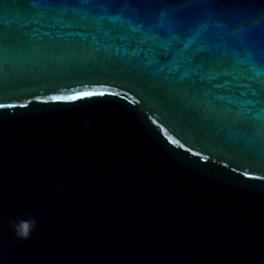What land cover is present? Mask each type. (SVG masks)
<instances>
[{"label":"water","instance_id":"water-1","mask_svg":"<svg viewBox=\"0 0 264 264\" xmlns=\"http://www.w3.org/2000/svg\"><path fill=\"white\" fill-rule=\"evenodd\" d=\"M259 7L90 0L74 19L53 13L43 38L5 40L0 94L28 107L0 109V264H264V120L241 127L245 98L229 111L189 87L179 50L150 63L126 29L96 23L107 8L232 26ZM253 43L259 50L258 31ZM201 46L226 53L220 40ZM242 64L225 68L241 85ZM95 81L112 95L49 99ZM161 125L184 147L161 131L167 146ZM29 218L35 229L17 238L10 221Z\"/></svg>","mask_w":264,"mask_h":264},{"label":"snow or ice","instance_id":"snow-or-ice-1","mask_svg":"<svg viewBox=\"0 0 264 264\" xmlns=\"http://www.w3.org/2000/svg\"><path fill=\"white\" fill-rule=\"evenodd\" d=\"M89 2L90 0H0V47L5 40L15 41L29 32H40L43 38L48 35L44 29L48 18H54L53 13L71 20L79 15L81 6ZM102 2L121 3L126 0H102ZM197 2L216 3L218 0H197ZM230 2L259 3L261 7L250 9L248 15L238 17L237 23L232 26L214 22L211 16L179 25L167 13L153 20L131 14L128 9H121L114 14L107 8L99 15L96 23L126 29L130 33V40L139 42L138 55L146 51L150 63L166 65L179 50L183 58L184 79L187 85L207 96L211 103L229 111H236L239 107L233 97L245 98L247 109L243 111L239 123L241 127H253L260 120H264V0H230ZM232 27H235V31H232ZM257 31L260 38L259 50L253 43ZM146 35L148 39H141ZM202 40L222 41L226 53L222 56L215 54L213 50L201 46ZM234 58L243 60L241 71L246 81L243 85L236 78L229 79L225 70ZM95 83L100 87L88 88L85 85L83 91H74L71 95H53L49 99L67 105L78 100L85 101L91 100L92 97L112 95L100 90L108 81H95ZM12 98L0 94V109L28 107V104L5 103ZM36 99L40 98L36 97ZM152 123L155 121L153 120ZM152 131L149 129L150 133ZM161 131L164 132L168 142L179 145L180 148L184 147L161 125L155 133L163 142L159 135ZM165 144L168 146L167 143ZM170 149L179 154L175 149ZM188 151H191V148Z\"/></svg>","mask_w":264,"mask_h":264},{"label":"clouds","instance_id":"clouds-1","mask_svg":"<svg viewBox=\"0 0 264 264\" xmlns=\"http://www.w3.org/2000/svg\"><path fill=\"white\" fill-rule=\"evenodd\" d=\"M85 126L91 123L90 120H85ZM59 187H63V185H59ZM11 226L15 230V235L17 238L26 239L30 236L31 231L35 229L36 221L35 218H29L27 221L20 220H12L10 221Z\"/></svg>","mask_w":264,"mask_h":264}]
</instances>
